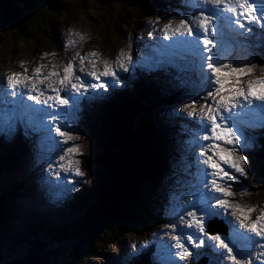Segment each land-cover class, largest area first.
<instances>
[{
    "label": "snow or ice",
    "instance_id": "obj_1",
    "mask_svg": "<svg viewBox=\"0 0 264 264\" xmlns=\"http://www.w3.org/2000/svg\"><path fill=\"white\" fill-rule=\"evenodd\" d=\"M200 5L210 6L211 10L181 18L175 26L171 20L164 24L161 31L168 43L162 46L160 54L166 59L157 60L149 69L157 71L167 63L177 71L173 76L178 81L174 88L184 100L173 107L172 113L190 122L188 146L192 162L189 167H195L198 172L195 190L185 195L183 205L169 208L172 219L153 235H168L171 241L162 245L168 249L167 259L162 264H178L185 260L192 255L190 248L211 250L200 253L212 257L210 264H224L225 261L253 264L255 250H264V208L252 218L255 208L235 203L233 197L236 192L244 195L248 191L237 187V182L246 175L245 165L249 163L246 149L254 146L257 139L249 129L264 132V43L258 45L259 52L249 53L255 62L229 61L227 49L231 45L225 39V29L231 32L235 25L242 29L239 35L251 34L254 29L249 25L255 24L264 30V0H195V6L199 8ZM76 56L79 57V72L74 57L62 67V74L55 70L44 72V65H38L31 75L27 74V69L24 74L9 75L6 89L0 83V94L4 98L13 97L11 101H4L13 107L5 109L0 118V133L5 129L8 133L15 131L19 118L41 132L50 148L59 146L53 133L63 138L60 143L67 144L73 136L63 129L67 113L62 116L61 112L69 107L78 110L82 99H91L98 90L106 92L109 87L120 86L125 79L120 73H129V64L133 61L131 55L121 52L115 59L117 68L104 60L103 70H98L96 62L100 57L95 51L84 55L76 53ZM85 60L88 67H85ZM258 67L262 73L260 77L241 80L242 76H251ZM85 77H90L91 82ZM22 87L27 91H21ZM25 96L31 104L25 101ZM257 114L259 121L248 120ZM62 152L58 157L59 169L83 177L81 160L72 159L74 155H82L79 146L65 147ZM52 167L49 163L48 168ZM68 190L71 189L64 186L61 193ZM259 255L264 257V251ZM260 264H264V259Z\"/></svg>",
    "mask_w": 264,
    "mask_h": 264
},
{
    "label": "rangeland",
    "instance_id": "obj_2",
    "mask_svg": "<svg viewBox=\"0 0 264 264\" xmlns=\"http://www.w3.org/2000/svg\"><path fill=\"white\" fill-rule=\"evenodd\" d=\"M179 2L183 3L184 0H179ZM188 2H192V0H188ZM188 2H185L183 5H186ZM65 3V4H64ZM61 4V3H60ZM62 6L59 10H53L48 11L46 10V19L47 22L54 19V22H52V28L50 26H45L42 21H39V24L37 26V29L34 27L30 28L28 26H25L26 31L20 30V27L22 23H19L18 25H15L13 27H4L0 31V83L3 84V88H7V77L10 75V73L20 72L22 74L25 73V69H27V74L31 75V71L33 68L37 67L38 65H44L45 69H43L44 72H47L48 70H55V71H61L62 67L71 59L75 57L74 63L76 64V71L79 72V57L76 56V53H80V55H84L87 52L95 51L97 52L105 50L108 52L114 43L119 42L121 43V38H118L116 41L108 40L105 38L104 33L109 29L110 23L112 22L105 11L104 8L98 6V2L96 0H65L62 1ZM89 8V9H88ZM160 10V13L157 15V10ZM51 10V9H49ZM133 11V10H131ZM41 14V12H38ZM97 17H96V16ZM167 17V14L165 12L164 8H154L153 14L151 16V22L154 27L156 24V19L159 17ZM188 16H181L180 18H176L178 21L181 18H185ZM34 19V17H33ZM39 19V18H38ZM35 19V20H38ZM100 19L102 21L108 22V23H102L100 22ZM136 22H139L137 20ZM49 23H47L48 25ZM129 24H132L129 22ZM79 26H82L88 30H90L94 34V42L90 41L89 38H85V35L74 33V32H68L69 29H75ZM116 23H112L110 28H115ZM122 27H127V25H122ZM157 27H160V24H157ZM16 29L20 33L19 38H13L12 34L10 33L9 29ZM120 28V27H119ZM133 28V25H131L130 28H126L125 30H121L122 32L127 33ZM112 30V29H111ZM87 35V34H86ZM24 37V41H22V38ZM15 41V42H14ZM71 41V43H69ZM59 42V44H58ZM161 42H158V45L161 46ZM67 45V47H65ZM56 49L58 56L56 58H52L50 56V50ZM43 57V58H42ZM21 60V63L18 62V60ZM253 58V57H251ZM257 58H259L257 56ZM56 60H59V63H56ZM85 60V67H88L86 65ZM142 59H137L136 61V71H135V77L141 81L137 76V70L143 71L145 68H148L147 66H142L143 63L141 62ZM244 63L249 62L248 58H244L242 60ZM53 64L51 67L50 64ZM146 63L149 64V61H146ZM27 64V65H26ZM22 65V66H21ZM55 66V67H54ZM139 66H142L141 69H137ZM50 67V68H49ZM48 69V70H47ZM15 70V71H14ZM46 70V71H45ZM62 74V71H61ZM262 73L260 71L255 72L253 75L248 77L249 79L253 77H260ZM248 78L242 79V81L248 80ZM87 80H91L90 77H85ZM170 83V87L173 86L175 82H178L173 79V77H167V81ZM40 87H43V85H40ZM23 88V87H22ZM25 89V88H24ZM156 91L157 89L154 88ZM160 94V92H158ZM11 96H8L7 99H9ZM180 99H177L175 101V104H178L179 101L184 100V97L180 94ZM6 98L0 94V112L4 109L3 102ZM186 102V101H185ZM3 117V115H2ZM175 115H173V118ZM166 120V118H165ZM164 120V122H165ZM19 124L18 122H15V125ZM81 132L79 133V139L76 140L72 145L79 146V150L82 153V155H74L72 156V159H79L82 160V157H92L95 158L99 151L97 150L96 146L88 139L87 130L80 128ZM7 129L4 130V132L0 133V137H3V140L1 141L2 145H7V142H11V144L15 147H18L15 142L7 137ZM19 132L13 131L12 135H17ZM53 135V134H52ZM70 145V146H72ZM69 146V147H70ZM7 148H11L14 152V155L21 156L25 158V154H18L14 151L12 146H7ZM65 148V147H64ZM63 149V148H62ZM109 147L105 148L104 151H107ZM41 152V151H39ZM39 152L30 151V157H34L36 154H39ZM5 157L9 159L6 153H3ZM255 154V153H254ZM247 155L249 157V163L245 165V177H241L240 180L237 182V187L239 188H246L248 190L249 188V182L250 184L256 185L257 193L260 195H264V170L262 171V177H259V181L252 175L249 177V173L251 168H253V165L255 163V160L252 158L253 155H251L249 152H247ZM84 160H87L86 158H83ZM22 161V160H20ZM21 165L24 166V164ZM29 168H26V173L28 174L29 179L31 180L30 184L28 185L29 191L33 192L34 195H30L27 197H32L34 199L37 198V195H35L34 189L37 187L35 185V182L37 181V178H34V171L37 170L36 166H31L29 164ZM98 165H101L100 162H98ZM18 165L14 164L13 167L16 169ZM28 167V166H27ZM81 170H82V164H81ZM63 171V170H62ZM65 172V171H63ZM65 173H69L73 176V181H63L64 186H68L71 190H68V192H63L64 194H59L57 192H53L51 194V197H56L60 202L66 201L69 199V196L75 197L76 191L79 188V185L83 181V178L85 177H91L90 173H86L83 175V177H77L75 176L74 172L67 171ZM16 175H18L16 173ZM44 175V174H43ZM48 175H51V171L47 170V173L45 174V179L48 177ZM19 176V175H18ZM172 176L174 177V181L176 182L177 186L181 185V178L180 175L177 173L176 170L172 171ZM20 177V176H19ZM250 180V181H249ZM3 183L0 181V188L3 190L4 187H2ZM44 185V186H43ZM42 185V188H49V184L44 180ZM74 185V187H72ZM260 185V186H259ZM236 197H239V192ZM177 193L175 192L172 196L175 197ZM16 197H18L20 194H14ZM50 195V194H49ZM244 198H247V193L243 195ZM47 200L53 202L52 204L54 207L52 209L54 210V213H62L64 205H55L53 199H51L49 196H46ZM38 199H44L43 197ZM235 199V198H234ZM22 201H27L23 197L21 199ZM35 200V199H34ZM49 202V203H51ZM75 202V198H73L71 201L66 203L67 205H73ZM34 204L35 201H32ZM242 206H246L243 204H240ZM248 207V206H246ZM37 208V207H36ZM28 210L24 211V214H27ZM76 214H78L76 212ZM169 217V216H168ZM172 219V217H170ZM170 219L165 218L162 223L157 224L154 226L153 223H149L148 226L145 228V230H142V222L137 224V228H139V231H136L134 233L130 232L127 233L125 236V241L119 242L118 244L121 245L123 253L126 254L127 258L122 257V253H113L110 254L108 257L107 253L102 252H96L101 258V261H104L106 263L112 262V264H132L133 262H138L142 260V258L152 256V257H159L161 261H165L167 259V251L166 248L162 247V244L171 242L169 240L168 235H159L154 236L153 233L159 232L164 224H166ZM68 223V222H66ZM118 228V227H117ZM108 229H105V235L107 236ZM8 232V231H7ZM14 232L10 233V236L13 235ZM132 234V235H131ZM14 237L11 236L10 243H13ZM104 247V250H108L107 246ZM190 251L194 252V255L197 258L196 264H202L206 261L205 264H207V258L205 257L208 254L201 255L200 253H210L211 250L208 249H195L190 248ZM1 252L3 253L4 250L1 248ZM112 253V251H111ZM5 257V256H4ZM108 257V258H107ZM87 258V257H86ZM190 257L186 258L183 261H179L178 264H187V260ZM99 259V260H100ZM5 260H8L6 257ZM107 260V261H106ZM147 260V258H146ZM145 260V261H146ZM98 259L93 260V258L90 256L88 258L89 264H99Z\"/></svg>",
    "mask_w": 264,
    "mask_h": 264
},
{
    "label": "trees",
    "instance_id": "obj_3",
    "mask_svg": "<svg viewBox=\"0 0 264 264\" xmlns=\"http://www.w3.org/2000/svg\"><path fill=\"white\" fill-rule=\"evenodd\" d=\"M35 1L11 0L0 3V26L5 23L15 25L22 23L19 26L20 30L25 31V26L31 21H37L35 19L39 18L37 25L39 21L44 23V18L47 15L43 11H39L41 14L37 12L34 19L27 21V16L35 13L38 9ZM116 113H120L117 115L118 122L114 121L111 126L116 128L117 133L123 135L122 137L117 135L116 143L118 147L123 145L129 146L130 149L125 148L127 151L125 150L123 154L118 153V151H109L104 157L106 162L104 165L106 164L109 169L101 175L100 184L92 192L93 196L100 197L99 203L90 206L88 213L72 233H65L64 231L59 237L43 236L41 239L38 236H33L31 231L24 230L30 240L29 245L23 246L19 237L13 239V245H5L4 243L8 237L6 235L8 230L4 229L8 225L5 223V216L3 215L7 205L0 199V260H5L7 257L8 259H22L27 264H77L86 256H88V260L89 255H91L90 251L94 249L95 245L99 241L105 240L103 236L105 229H108V233L115 225L122 228L130 217H137L135 213L130 215L127 206L138 207L137 189L150 176V174H144V171L140 170L142 163L139 162L143 152L148 148L147 135L150 130L147 127H140L137 133L132 132L129 114L122 111ZM132 139H135L137 147L132 145ZM135 151L139 153L138 156ZM2 191L8 192L6 188L3 190L0 188V194ZM8 193L15 194L13 192ZM88 195L89 200L93 199L91 193ZM149 203H153V199H150ZM110 232L114 236L109 237L112 239L110 242L119 238V236L114 235V231L111 230ZM1 248L4 250L3 253ZM62 249H66L67 253L60 257L59 252ZM55 254L56 257H54Z\"/></svg>",
    "mask_w": 264,
    "mask_h": 264
},
{
    "label": "bare ground",
    "instance_id": "obj_4",
    "mask_svg": "<svg viewBox=\"0 0 264 264\" xmlns=\"http://www.w3.org/2000/svg\"><path fill=\"white\" fill-rule=\"evenodd\" d=\"M185 2H183L182 4H184ZM192 3H193V1H192ZM190 5H191V2H188L186 5H184L185 7H190ZM227 30V33L229 32L228 31V29H226ZM232 32V31H231ZM178 63H180V62H178ZM27 65V64H26ZM45 67V66H44ZM50 68V67H49ZM142 68V66H139L137 69H141ZM45 69V68H44ZM48 70V69H47ZM15 71V70H14ZM46 71V70H45ZM136 76H137V74H136ZM249 79V78H248ZM144 83V82H143ZM147 86H148V84H146ZM150 87V86H149ZM152 87V86H151ZM122 91V93H124L125 94V91H124V89H122L121 90ZM159 95H161V94H159ZM145 97H146V99H145ZM141 98L143 99V101L144 100H146V101H149V102H152V103H155V101L152 99V98H150V97H148L147 98V96H145V95H142L141 94ZM10 99H13V98H10ZM6 100L8 101L9 99H7L6 98ZM6 109V108H5ZM4 111L5 110H2V112H0V118H2V115L4 114ZM166 121V120H165ZM17 122V121H16ZM20 129H21V126L19 125V124H17V125H15V132H19L20 131ZM0 144H1V142H0ZM2 149V150H1ZM0 154H3V153H6L7 154V156L9 157V161H10V163L11 164H13L14 165V163H13V158L15 157V156H18V155H14V152H13V150L11 149V148H7V147H5V148H0ZM20 157V160H22L21 162H22V164H26L25 163V161L23 160L24 159V156H23V158L21 157V156H19ZM26 166H28L27 168H29V165L28 164H26ZM198 172H197V169H196V174H197ZM16 175V174H15ZM8 192H10V191H8ZM177 193V192H176ZM23 197V195H19L17 198H22ZM234 197H236V196H234ZM20 260H22V259H20ZM7 262H9V259L7 260ZM21 262H23L24 263V261L22 260ZM29 263V262H28Z\"/></svg>",
    "mask_w": 264,
    "mask_h": 264
},
{
    "label": "water",
    "instance_id": "obj_5",
    "mask_svg": "<svg viewBox=\"0 0 264 264\" xmlns=\"http://www.w3.org/2000/svg\"><path fill=\"white\" fill-rule=\"evenodd\" d=\"M0 264H26L21 261L0 262Z\"/></svg>",
    "mask_w": 264,
    "mask_h": 264
}]
</instances>
